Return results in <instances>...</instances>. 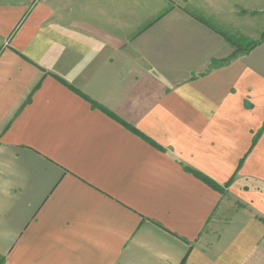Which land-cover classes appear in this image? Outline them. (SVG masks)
Returning a JSON list of instances; mask_svg holds the SVG:
<instances>
[{"label":"crops","instance_id":"1","mask_svg":"<svg viewBox=\"0 0 264 264\" xmlns=\"http://www.w3.org/2000/svg\"><path fill=\"white\" fill-rule=\"evenodd\" d=\"M235 30L264 0H0V264H264V40L231 59Z\"/></svg>","mask_w":264,"mask_h":264},{"label":"trees","instance_id":"2","mask_svg":"<svg viewBox=\"0 0 264 264\" xmlns=\"http://www.w3.org/2000/svg\"><path fill=\"white\" fill-rule=\"evenodd\" d=\"M232 34V33H231ZM228 32H225V37L227 40L235 47V52L233 54V57L231 59L237 58L239 55L247 54L249 53L253 48H255L261 41H255V40H250L247 39L246 37L242 36H235L231 35ZM261 40H264V35L261 37ZM230 60V59H229ZM227 60L226 62H229ZM216 61H213V64H216ZM211 187L217 189V190H222L221 187L211 179L207 177H202ZM185 261H183L182 264H184Z\"/></svg>","mask_w":264,"mask_h":264},{"label":"rangeland","instance_id":"3","mask_svg":"<svg viewBox=\"0 0 264 264\" xmlns=\"http://www.w3.org/2000/svg\"><path fill=\"white\" fill-rule=\"evenodd\" d=\"M229 34H231V35H235V36H242L243 38L244 37H246L247 39H250V40H253V39H251V38H249V37H247V36H245L243 33L241 34V32H238L237 30H235V31H227ZM264 35V32H262L261 34H260V39H261V37ZM259 39V40H260ZM255 41H258V40H255Z\"/></svg>","mask_w":264,"mask_h":264}]
</instances>
